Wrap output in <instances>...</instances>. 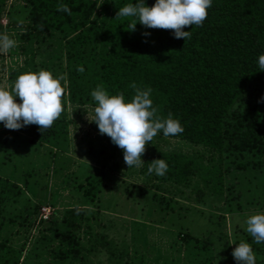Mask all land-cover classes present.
<instances>
[{
  "label": "rangeland",
  "instance_id": "obj_1",
  "mask_svg": "<svg viewBox=\"0 0 264 264\" xmlns=\"http://www.w3.org/2000/svg\"><path fill=\"white\" fill-rule=\"evenodd\" d=\"M28 19V7L22 0H7L0 34L16 45L0 52V86H10L18 74L29 70L45 69L64 80L68 76L58 36L47 33L37 41L35 36H22ZM90 46L96 56L103 50L95 36ZM49 54L62 55L50 62L54 72L46 66ZM74 100L68 98L66 88L61 98L63 110L52 123L58 134L42 142H34L25 130L0 124V240L12 245L19 264H45L55 257L62 245L53 231L64 228L62 218L78 222L74 233L84 242L88 238L84 217H90L89 211L99 213L94 220L98 231L109 234L116 247L129 253V262L124 264H238L231 251L242 240L251 246L255 264H264V243H254L244 230L247 216L264 212V166H251L255 154H219L157 134L145 144L141 164L127 168L122 150L89 120L94 106ZM256 115L264 124L261 115ZM240 118L248 119L246 115ZM151 149L187 154L197 169L182 181L157 178L144 169L145 152ZM246 161L245 168L235 167ZM211 165L223 172L225 166H231L221 184L217 175L205 170ZM91 166L105 174L96 181L93 200L87 202L83 194L87 185H77L85 182ZM208 175L212 179H205ZM94 176L97 179V173ZM74 208L79 212H71ZM48 226L50 230H46ZM182 233L189 236L177 244ZM88 257L92 258L90 264H107L99 250ZM66 264L79 261L66 259Z\"/></svg>",
  "mask_w": 264,
  "mask_h": 264
},
{
  "label": "trees",
  "instance_id": "obj_2",
  "mask_svg": "<svg viewBox=\"0 0 264 264\" xmlns=\"http://www.w3.org/2000/svg\"><path fill=\"white\" fill-rule=\"evenodd\" d=\"M22 1L28 7L29 18L22 36H35L37 41L48 33L59 38L58 47L65 54L67 64L65 81L69 99L88 101L94 106L90 92L97 85L110 94L123 93L126 99L133 94L131 83L140 88L150 87L155 116L163 119L171 113L183 127V132L169 137L219 154L228 151L244 156L251 152L256 156L251 166H264V124H260L256 115L259 113L264 123V100L258 102L264 94V70H258L256 65L257 56L264 53V0H212L199 26L184 27L190 33L185 40L173 38L170 29H145L139 22L134 30L127 29L132 18L115 17V14L119 6L131 0ZM153 3L154 0H146L148 6ZM59 4L67 5L70 15L57 11ZM6 5L7 0H0V18ZM144 31L150 35L142 36ZM93 36L99 38L103 48L99 56L89 47ZM61 57V54H49L46 66L52 71V58ZM241 115L248 119L240 118ZM55 128L57 125L52 124L40 131L37 125L29 124L19 129L31 133L34 142H42L49 136H57ZM157 134L163 136L159 131ZM145 153L146 172L155 158L167 163L163 176L152 173L160 179L182 181L198 166L192 157L181 152L151 149ZM248 163L237 162L235 167L243 169ZM230 169L231 166H225L223 172L216 165L205 168L212 176L217 175L219 183ZM88 173L85 182L77 185L78 188L87 185L83 192L87 202L93 200L96 181L102 180L105 171L91 166ZM205 179L212 178L208 175ZM71 212L79 211L74 208ZM89 213L90 217H84V234L88 236L84 242L74 233L78 222L62 218L64 228L53 231L62 247L45 264H66V259L74 258L79 264H90L92 258L88 254L93 256L97 250L107 264L129 262V253L122 246L116 247L109 234L98 231V223L94 222L98 211ZM22 219L28 221L27 217ZM188 236L182 233L176 243H182ZM15 253L11 244L0 240V264H19Z\"/></svg>",
  "mask_w": 264,
  "mask_h": 264
},
{
  "label": "clouds",
  "instance_id": "obj_3",
  "mask_svg": "<svg viewBox=\"0 0 264 264\" xmlns=\"http://www.w3.org/2000/svg\"><path fill=\"white\" fill-rule=\"evenodd\" d=\"M211 3L212 0H154L148 6L146 0H135V3L131 0L118 7L115 17L132 18L128 23L129 30H134L139 22L145 29H170L173 38L185 40L190 33L183 30L184 27L199 26L206 18ZM57 11L70 15V9L65 4H59ZM141 35L146 37L150 33L144 31ZM15 45L16 42L9 36L0 34V52ZM256 65L258 70H264V53L257 56ZM130 87L133 89L130 99L120 92L110 94L100 85L90 92L94 114L89 120L96 124L100 134L107 135L122 150L127 168L141 164L145 144L151 142L158 131L163 136L183 132L179 120L171 113L163 119L155 116L150 87L140 88L134 82ZM66 88L67 82L62 76H54L45 69L18 74L10 86H0V124L12 130L29 124L37 125L40 131L49 128L63 110L61 98ZM261 100H264V94L258 102ZM167 167L162 158H155L148 165L147 172L163 176ZM244 223V230L253 242L264 243V212L247 216ZM231 256L238 264H255L253 250L243 240L236 243Z\"/></svg>",
  "mask_w": 264,
  "mask_h": 264
},
{
  "label": "built area",
  "instance_id": "obj_4",
  "mask_svg": "<svg viewBox=\"0 0 264 264\" xmlns=\"http://www.w3.org/2000/svg\"><path fill=\"white\" fill-rule=\"evenodd\" d=\"M46 217V216H45Z\"/></svg>",
  "mask_w": 264,
  "mask_h": 264
}]
</instances>
